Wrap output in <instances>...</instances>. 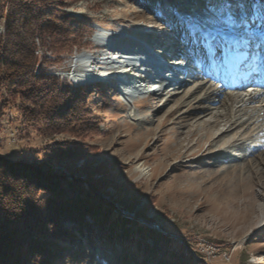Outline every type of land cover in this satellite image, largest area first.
<instances>
[{
  "label": "rangeland",
  "instance_id": "obj_1",
  "mask_svg": "<svg viewBox=\"0 0 264 264\" xmlns=\"http://www.w3.org/2000/svg\"><path fill=\"white\" fill-rule=\"evenodd\" d=\"M185 4L191 7L185 10ZM159 5L160 0L5 2L0 18V38L5 45L2 52L15 65H0V80L11 75L24 78V70L33 65L30 63L34 59V75L56 76L84 93L98 131L82 127L77 133H43L26 128L24 122L32 118L21 119L20 115L28 108L21 109L20 99L0 88V158L61 173L66 179L88 173L95 179L106 176L119 185L106 186L113 197L134 199L137 211L144 210L149 218L172 231L170 244L155 255L173 263L152 260L147 257L151 255L149 250L138 247L136 241L125 240L119 248L112 246L111 240L89 241L85 235L75 234L74 241L60 243L53 264H264V164L258 162L264 160L262 134H248L243 145L226 148L217 156L166 160L180 125L175 121L162 129L164 111L158 107L179 86L131 96L104 82L80 85L59 75L77 54H88L89 62L99 61L102 44L108 43L104 35L112 43L113 37L120 39L131 33H160L155 39L157 50L163 47L188 56L179 39V28L171 21L188 15L194 5L191 0H166L163 11L172 30L164 32L165 21L156 16ZM96 33L102 37L96 39ZM123 49L121 55L130 57L132 48ZM202 77L188 82L189 89ZM217 84L208 85L196 95L214 90ZM182 97L179 101L186 96ZM263 97L251 105L264 102ZM216 102L212 97L205 104L214 106ZM132 112L136 116L132 117ZM149 129L154 132L146 135ZM56 143H76L89 151L76 160L57 162L45 155V148ZM255 169L257 173L252 175ZM145 243L150 249L152 241L147 238ZM24 263L39 264L36 259Z\"/></svg>",
  "mask_w": 264,
  "mask_h": 264
},
{
  "label": "trees",
  "instance_id": "obj_2",
  "mask_svg": "<svg viewBox=\"0 0 264 264\" xmlns=\"http://www.w3.org/2000/svg\"><path fill=\"white\" fill-rule=\"evenodd\" d=\"M6 1L0 0V18ZM2 41L0 38V65H15L4 56ZM33 65L24 70V78L11 75L0 80V88L19 98L21 109L28 108L20 115L21 119L32 118L24 122L26 128L77 133L84 127L97 132L84 93L56 76L34 75ZM45 149V155L57 162L76 160L89 151L76 143H56ZM105 177L95 179L88 173L66 179L61 173L0 158V264H25L32 259L53 264L60 243L74 241L75 234L85 235L89 241L111 240L119 248L125 240L136 241L138 247L149 250L147 257L152 260L173 263L155 255L170 244L172 231L144 210L137 211L134 199L113 197L106 186L119 185ZM147 238L152 241L150 249Z\"/></svg>",
  "mask_w": 264,
  "mask_h": 264
},
{
  "label": "bare ground",
  "instance_id": "obj_3",
  "mask_svg": "<svg viewBox=\"0 0 264 264\" xmlns=\"http://www.w3.org/2000/svg\"><path fill=\"white\" fill-rule=\"evenodd\" d=\"M190 7L191 5L187 6L185 4V10ZM182 20L179 21L182 22ZM99 34L96 33V39L99 38ZM132 34L124 35L120 39H114L113 37L112 43L105 35L103 36L108 44H113V48H126L128 46L133 48L131 51L134 54L131 52L130 57L121 55L125 53L124 50L111 51L112 49H104L101 50L103 57L93 63L89 62L88 54L80 53L70 61L69 68L61 70L59 75L62 78L69 79L74 84L80 85L104 82L113 87L115 81L120 90H128L129 92L131 83L139 74L137 70L142 66L131 64L132 61L138 62L136 59L133 60L132 55H135V51L138 50L144 51L143 54L147 55L148 46L156 45L155 39L161 36L160 33L155 35L149 31L142 32L139 35ZM192 47L193 45L185 44L186 55L189 54ZM197 49L200 48L198 47ZM166 53L170 56L178 55L176 51H170L169 49H165V55ZM199 54H202L201 50H199ZM165 55L163 57L167 58ZM122 58L123 61L120 60ZM134 67L137 70L134 71ZM201 76H203L202 79L194 88L189 89L191 85H188V82L180 83L178 85L179 89L169 95L164 100V103L158 107V109L164 111L160 118L162 129L175 121L179 122L180 125L178 137L172 150H170L171 153L166 155V160L187 157L195 161L207 155L217 156L226 148L234 145H243L248 134H262L264 139V102L259 105H251L252 102H256L264 96V88L263 90L261 88L257 89V86L252 84H245L240 87L226 83L217 80L208 70L198 75L200 78ZM210 80H213L214 83H211ZM216 83L218 84L214 90H208L202 96L196 95L199 91L206 89L205 87L208 85L215 87ZM182 96L186 97L184 100L179 101ZM212 97L217 99L215 105L205 104ZM176 99L177 101H175ZM172 103H174L173 106H170ZM131 115L132 117L136 116L134 112ZM153 132L152 129H149L146 135H151ZM261 161L258 160L260 164H264ZM256 173V169L252 171V175Z\"/></svg>",
  "mask_w": 264,
  "mask_h": 264
},
{
  "label": "snow or ice",
  "instance_id": "obj_4",
  "mask_svg": "<svg viewBox=\"0 0 264 264\" xmlns=\"http://www.w3.org/2000/svg\"><path fill=\"white\" fill-rule=\"evenodd\" d=\"M194 10L182 23L185 31L180 33L181 43L200 45L212 53L213 71L237 59L246 69L247 78L264 87V0H191ZM166 0H160L158 19L165 21L161 32L172 30L164 16ZM218 53V55H217ZM163 57L165 50L156 52ZM172 66H185L188 57H169ZM166 61V62H169Z\"/></svg>",
  "mask_w": 264,
  "mask_h": 264
}]
</instances>
